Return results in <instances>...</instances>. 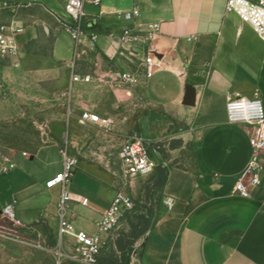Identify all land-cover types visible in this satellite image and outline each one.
<instances>
[{
  "label": "crops",
  "instance_id": "crops-1",
  "mask_svg": "<svg viewBox=\"0 0 264 264\" xmlns=\"http://www.w3.org/2000/svg\"><path fill=\"white\" fill-rule=\"evenodd\" d=\"M226 2L88 1L86 33L76 48L67 28L73 20L66 0H0V24L19 27V50L40 36H52L53 61H90L87 85L93 95L98 88L99 100L84 105L106 120L111 136L123 140L137 132L163 141L159 158L167 164V179L162 195L166 202L173 199V205L165 207L147 233L142 264H264V172L250 195L235 190L253 146L250 128L229 123L226 109L229 97L258 94L264 101V40L237 12L227 10ZM134 8L139 15L126 20L123 12ZM128 25L138 31L140 41L122 40ZM92 33L97 34L95 42ZM147 55L162 60L151 75L144 68ZM120 72L137 73L139 82L113 80ZM192 149L196 167H182ZM0 164V204L14 203L16 218L25 225L49 221L57 231L62 187L47 188L45 182L63 169L59 145H44L31 156L18 153ZM120 184L98 163L77 161L68 184L75 199L66 204L76 230L98 231ZM85 197L88 204L80 201ZM65 238L75 242L71 235Z\"/></svg>",
  "mask_w": 264,
  "mask_h": 264
},
{
  "label": "rangeland",
  "instance_id": "rangeland-1",
  "mask_svg": "<svg viewBox=\"0 0 264 264\" xmlns=\"http://www.w3.org/2000/svg\"><path fill=\"white\" fill-rule=\"evenodd\" d=\"M52 40V36H40L18 56L0 55V162H8L18 153L31 156L42 146L57 143L77 161L98 163L100 169L123 182L118 150L125 140L139 133L125 134L120 140L109 134L110 127L92 128L81 123V115L87 110L84 104L99 100L98 88L93 95L88 81L82 78L76 83L73 75H87L91 63L88 59H80L75 65L53 61ZM56 124L62 127L59 134ZM76 128L90 130L79 133ZM187 157L182 167L195 168L194 149ZM2 168L0 164V171ZM159 178L157 170L133 184L126 180L135 206L121 216L110 233L100 264H142L145 237L167 206ZM75 248V242L68 238L64 245L60 243L49 221L25 225L6 216L0 204V264H78L60 257L61 251Z\"/></svg>",
  "mask_w": 264,
  "mask_h": 264
},
{
  "label": "built area",
  "instance_id": "built-area-1",
  "mask_svg": "<svg viewBox=\"0 0 264 264\" xmlns=\"http://www.w3.org/2000/svg\"><path fill=\"white\" fill-rule=\"evenodd\" d=\"M88 1L95 5H99L101 2V0H66V12L73 20V22L67 23V28L75 40L76 48L82 43L81 36L86 33L88 24L85 4ZM4 6H6V3H4ZM226 9L237 12L241 19L250 24L264 40V0H227ZM123 15L126 20L133 21L139 15V10L134 8L123 12ZM18 30L19 27L13 24H0V55L10 57L19 55V45L15 37ZM96 38L97 34L92 33L90 39L95 42ZM140 39L138 31L131 25L123 28V41L132 42L140 41ZM74 63L72 61L71 64L74 65ZM161 66L162 60L150 55L145 57L144 68L147 75H151ZM82 78L89 82L92 76L73 75L75 81H81ZM112 78L128 85H135L139 82V75L134 72L114 73ZM226 109L229 123L250 128L253 157L235 186L238 193L248 196L250 195L251 186L260 185V173L264 172V101L258 94L253 97H229ZM81 120L108 127V124L104 123L106 120L102 119L98 113L88 109L82 113ZM162 148L163 141L149 140L139 134H134L123 142L118 151L120 176L123 178V182H121L115 198L98 221V231L95 234L76 230L72 218L68 214L66 204L75 199L73 193L68 189V184L75 174L77 160L69 155L67 151H61L63 169L45 182L47 188L62 187L61 201L58 204L57 230L60 243L64 245V236L66 235H71L75 239V250L70 252L61 251V258L70 259L78 264H100L99 260L110 233L117 228L121 216L135 206V198L126 190V180L146 177L155 172L158 167L166 166L167 164L159 158ZM245 180H248L249 184H246ZM80 201L83 204H88L89 199L85 197ZM172 205L173 199H170L167 206L171 208ZM3 212L6 216L17 219L14 203L5 204Z\"/></svg>",
  "mask_w": 264,
  "mask_h": 264
},
{
  "label": "trees",
  "instance_id": "trees-1",
  "mask_svg": "<svg viewBox=\"0 0 264 264\" xmlns=\"http://www.w3.org/2000/svg\"><path fill=\"white\" fill-rule=\"evenodd\" d=\"M156 170L159 171V181L161 184H163L167 179V167L166 166H160Z\"/></svg>",
  "mask_w": 264,
  "mask_h": 264
},
{
  "label": "bare ground",
  "instance_id": "bare-ground-1",
  "mask_svg": "<svg viewBox=\"0 0 264 264\" xmlns=\"http://www.w3.org/2000/svg\"><path fill=\"white\" fill-rule=\"evenodd\" d=\"M82 121V120H81ZM83 122V121H82ZM84 123V122H83Z\"/></svg>",
  "mask_w": 264,
  "mask_h": 264
}]
</instances>
